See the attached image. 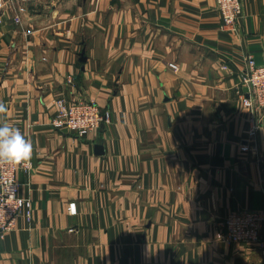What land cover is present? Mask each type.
Instances as JSON below:
<instances>
[{
    "label": "crops",
    "instance_id": "0c3cea01",
    "mask_svg": "<svg viewBox=\"0 0 264 264\" xmlns=\"http://www.w3.org/2000/svg\"><path fill=\"white\" fill-rule=\"evenodd\" d=\"M240 1L231 32L215 0H0V122L33 146L31 216L0 234V264H264L221 225L264 213V109L239 79L264 56V0ZM57 97L110 121L53 128Z\"/></svg>",
    "mask_w": 264,
    "mask_h": 264
},
{
    "label": "built area",
    "instance_id": "2783aa9c",
    "mask_svg": "<svg viewBox=\"0 0 264 264\" xmlns=\"http://www.w3.org/2000/svg\"><path fill=\"white\" fill-rule=\"evenodd\" d=\"M33 1V0H24ZM220 14L221 27L234 32L241 16L240 0H215ZM172 66H174L172 64ZM227 68V65H223ZM241 86L246 87L242 95L243 104L254 112L264 109V56L257 62L251 55L245 60V67L239 74ZM55 112L49 125L59 130H67L77 136L94 132L102 125L108 124L110 116L93 100H70L57 97L54 100ZM257 125L249 129L254 138ZM248 150L247 143L240 147ZM30 160L20 165L0 166V234L10 232L15 228L16 220L24 215L27 220L31 216V200L19 194L20 182L16 175L20 169L29 170ZM264 223V213L259 210H232L224 216L221 225L223 236L233 243H257L264 250V240L261 238V227Z\"/></svg>",
    "mask_w": 264,
    "mask_h": 264
},
{
    "label": "clouds",
    "instance_id": "9594fccd",
    "mask_svg": "<svg viewBox=\"0 0 264 264\" xmlns=\"http://www.w3.org/2000/svg\"><path fill=\"white\" fill-rule=\"evenodd\" d=\"M6 112L0 103V113ZM33 146L21 130L7 122H0V166L20 165L31 159Z\"/></svg>",
    "mask_w": 264,
    "mask_h": 264
}]
</instances>
